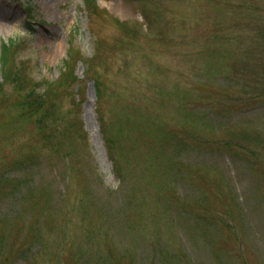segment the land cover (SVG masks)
I'll return each mask as SVG.
<instances>
[{
	"label": "rangeland",
	"instance_id": "374dc122",
	"mask_svg": "<svg viewBox=\"0 0 264 264\" xmlns=\"http://www.w3.org/2000/svg\"><path fill=\"white\" fill-rule=\"evenodd\" d=\"M96 4L0 0V48L52 89L30 118L0 91V174L35 191L0 201L16 264H264V0ZM74 31L90 69L61 84Z\"/></svg>",
	"mask_w": 264,
	"mask_h": 264
},
{
	"label": "trees",
	"instance_id": "16d2710c",
	"mask_svg": "<svg viewBox=\"0 0 264 264\" xmlns=\"http://www.w3.org/2000/svg\"><path fill=\"white\" fill-rule=\"evenodd\" d=\"M84 7L88 15H94L95 13H100L101 10L97 7L95 0H83ZM26 11L28 16H32V9L30 6H27ZM26 28L28 30H32L33 27L31 25V21L29 20L26 23ZM75 40V31L70 35L69 41V50L67 54V58L63 62L62 71L59 75V81L61 84H69L72 85L77 81V77L75 75L76 64L78 61H83L87 64L86 73L90 69V65L82 57L80 51L74 45ZM21 49V42L17 39L10 38L8 41H4L1 44L0 48V70L2 73V81L0 82V91L3 89L4 85L10 84L20 95L18 106L20 107V111L18 116L21 118H30L34 113L39 112L45 102V98L50 93V89H42L39 91V87H41L38 83L31 78L29 72L27 71V67L24 62H20L18 59V55ZM62 80L64 83H62ZM93 84L95 86V91L97 92V98H100L98 81L93 80ZM71 85V86H72ZM38 124H42V120L36 119ZM85 139V137H82ZM143 139V132L141 133V137ZM112 162L115 168V174L117 178L121 179V169H119L117 165V160L112 158ZM18 170H22L25 168L23 162L17 163L15 166ZM0 174V201H3L6 198H11L12 205H14V201L17 198V201H21L26 199L27 197L34 196L35 191L30 190V187L27 186V182L18 179L17 181L11 180V178L7 175ZM122 181V180H121ZM27 186V188H25ZM26 189V193H23V189ZM33 191V192H32ZM26 194V195H25ZM10 205V207L12 206ZM10 211L7 213L0 215V226L8 224L10 221H13L17 218L18 214L14 212L13 215H9ZM32 225H35L32 229V232L28 230L30 233L31 240H38L40 235V229L38 228L37 222H33ZM4 228V227H3ZM4 232L1 231L0 234V264H16L22 258L28 256V250L24 246L25 242H14V245H7L4 242L5 236Z\"/></svg>",
	"mask_w": 264,
	"mask_h": 264
}]
</instances>
